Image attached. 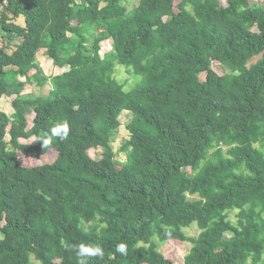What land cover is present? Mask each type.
<instances>
[{
    "label": "trees",
    "instance_id": "trees-1",
    "mask_svg": "<svg viewBox=\"0 0 264 264\" xmlns=\"http://www.w3.org/2000/svg\"><path fill=\"white\" fill-rule=\"evenodd\" d=\"M0 6V98L14 96V112L0 110V264H175L159 248L170 240L191 243L182 264H264V3ZM43 48L55 75L40 68ZM117 65L140 76L132 89ZM26 84L49 89L29 97ZM124 110L121 161L111 142ZM61 122L68 136L44 145ZM50 149L52 162L19 160ZM81 244L103 254L81 256Z\"/></svg>",
    "mask_w": 264,
    "mask_h": 264
},
{
    "label": "rangeland",
    "instance_id": "rangeland-1",
    "mask_svg": "<svg viewBox=\"0 0 264 264\" xmlns=\"http://www.w3.org/2000/svg\"><path fill=\"white\" fill-rule=\"evenodd\" d=\"M223 4H226V0H220ZM256 2H262L264 3V0H253ZM127 7L129 10H132L135 8L139 0H126ZM1 7V6H0ZM19 22H22V19H18ZM14 44H17L15 41ZM111 44V40H108L105 42V44L101 48V52L109 49ZM37 61L40 65L41 70L46 76L55 75L58 72H60L63 68H59L53 64L52 59L47 55L45 48L40 49L37 52ZM253 59L251 60V62ZM211 67L218 72L219 74H222L226 72L227 70L219 63V62H213L211 64ZM35 70H31L30 74H32ZM114 76L117 80L122 82L126 89H132L138 80H140V76L133 75L132 72L122 66L117 65L114 71ZM206 74L203 72L199 74V77L201 80L205 79ZM48 84L45 86L38 88L35 85L26 84L25 89L23 91V95L33 97L37 94H46L48 92ZM14 96L9 95H3L0 98V110L8 115H11L14 112V107L12 106V100ZM27 118L29 120V126L31 125V120L33 118V114L27 115ZM132 119V114L130 112H127L124 110L120 115V126L115 131L111 145L113 147V150L116 154V158L118 160L123 161L125 159V154L121 151V147L123 143L129 138V131L127 129V124ZM6 140H9V136L7 135ZM32 138H20L21 142H30ZM90 155L93 158H99L102 153V149L100 147L98 148H92L90 149ZM19 160L21 164L25 166H34L39 165L46 162H52L57 157V151L54 149H50L47 153H45L41 157H33L29 155H24L22 153H18ZM236 211L230 212L229 218L232 222H236L235 217ZM199 228L197 227L196 223L191 224L189 227L184 228V232L187 236H197L199 233ZM191 246V243L188 241H176V240H170L166 242L165 244L160 245V250L167 256L168 258L172 259L175 264H182L183 258L186 255V253L189 251Z\"/></svg>",
    "mask_w": 264,
    "mask_h": 264
},
{
    "label": "clouds",
    "instance_id": "clouds-1",
    "mask_svg": "<svg viewBox=\"0 0 264 264\" xmlns=\"http://www.w3.org/2000/svg\"><path fill=\"white\" fill-rule=\"evenodd\" d=\"M69 134V126L66 122H61L55 124L50 130V135H48L44 140L43 144L48 145L51 143L53 137H59L61 139L66 138ZM116 251L122 254L127 253V247L124 243H120L117 245ZM79 254L81 256H95V255H102V250L98 245H84L81 244L79 246ZM83 264V261L81 262Z\"/></svg>",
    "mask_w": 264,
    "mask_h": 264
}]
</instances>
